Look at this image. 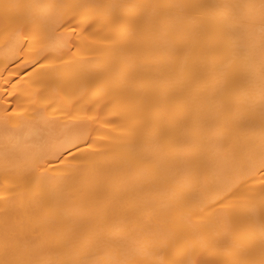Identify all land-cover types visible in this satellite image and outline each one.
<instances>
[{
    "label": "bare ground",
    "instance_id": "bare-ground-1",
    "mask_svg": "<svg viewBox=\"0 0 264 264\" xmlns=\"http://www.w3.org/2000/svg\"><path fill=\"white\" fill-rule=\"evenodd\" d=\"M0 264H264V0H0Z\"/></svg>",
    "mask_w": 264,
    "mask_h": 264
}]
</instances>
